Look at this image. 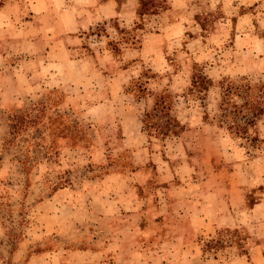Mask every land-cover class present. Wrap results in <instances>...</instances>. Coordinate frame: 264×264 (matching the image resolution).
Wrapping results in <instances>:
<instances>
[{
  "label": "rangeland",
  "instance_id": "rangeland-1",
  "mask_svg": "<svg viewBox=\"0 0 264 264\" xmlns=\"http://www.w3.org/2000/svg\"><path fill=\"white\" fill-rule=\"evenodd\" d=\"M11 1L25 15L60 13L70 4L84 9L91 24L71 34L80 37L71 54L97 72L83 67L88 86L81 93L46 87L34 103L6 108L0 264H208L231 248L246 254L247 239L256 238L257 204L264 208V0L202 8L184 21L183 36L168 42L157 22L168 0H153V8L140 0L142 9L139 0ZM145 36L152 58L141 46ZM198 74L211 81L200 86ZM216 137L211 165L236 176L249 223L236 234L245 214L235 213L228 231L207 238V201L181 195L179 171L189 169V179L192 156ZM149 165L148 184L134 190L155 205V220L118 216L121 225L111 232L120 230L118 238L106 234L112 229L88 213L98 178ZM125 220L133 222L128 232ZM216 240L223 248L212 247Z\"/></svg>",
  "mask_w": 264,
  "mask_h": 264
},
{
  "label": "crops",
  "instance_id": "crops-1",
  "mask_svg": "<svg viewBox=\"0 0 264 264\" xmlns=\"http://www.w3.org/2000/svg\"><path fill=\"white\" fill-rule=\"evenodd\" d=\"M227 0H168V8L160 15L159 35L165 42L180 38L184 32V21L190 19L193 15L208 9L218 2ZM27 8V7H25ZM24 7L19 1H3L0 5V131L6 130L7 125V107L26 106L34 103L44 94L39 91L59 87L65 93L72 91L75 87L79 92L86 89L88 80L82 74L83 67L91 70L88 61L83 57L72 56V45H76L80 37L79 33L72 38L73 33L81 29H86L91 24L84 15L85 10L81 9L79 13L71 4L60 13H34L25 15ZM29 9L34 11L32 4ZM88 22V23H87ZM145 36L142 47L143 52L148 58H152L150 53L154 47L153 42ZM74 69V70H73ZM97 72L96 67L91 70ZM97 73H95L96 75ZM71 93V92H70ZM75 93V96L78 94ZM67 95V94H66ZM68 96V95H67ZM65 96L64 98H68ZM70 97V99H74ZM115 98L112 97L114 101ZM108 101V100H107ZM63 99L53 108H59L65 105ZM0 133V135H1ZM210 140V139H209ZM216 141V143L214 142ZM217 137L211 140L213 145L206 146V152L194 154L190 161L191 172L188 179L187 170L182 169L179 172L181 180V195L191 196L201 194V197L207 201V207L203 209V225L207 238H211L217 229L229 228L234 225L233 217L235 213L244 212L243 195L240 190L243 188L235 182L236 176H226L225 165L217 168L211 165V158L214 157ZM209 142V141H208ZM206 156V157H205ZM203 158V163L198 161ZM205 158V160H204ZM196 164V165H195ZM140 168V167H138ZM137 167L125 176H116L115 174H105L104 178H98V184H102L97 190L96 203L91 204L87 199L89 215L95 213L97 221L105 222L109 233L118 238L115 229L119 228L120 221L118 216H126L125 219L135 215L140 217L144 215L146 221L155 220V205L147 204L143 197L136 196L137 187L148 184L151 178V172L154 171L152 165L142 166L141 170ZM107 177V178H106ZM111 186V188H106ZM123 183V184H122ZM106 189V190H105ZM261 203L257 204L255 211L258 223L255 224L256 238L247 239L246 254H240L235 248L219 252V256L208 257V264H264V208L259 211ZM123 212V213H122ZM144 213V214H143ZM245 218L236 226L242 228L249 223L247 213ZM125 232L133 227L131 220L126 221ZM124 228V227H123ZM103 232L104 228H100ZM247 231V226H244ZM124 233V232H122ZM134 236L128 237L133 240ZM125 238L122 235L120 239ZM133 247V246H131Z\"/></svg>",
  "mask_w": 264,
  "mask_h": 264
},
{
  "label": "trees",
  "instance_id": "trees-1",
  "mask_svg": "<svg viewBox=\"0 0 264 264\" xmlns=\"http://www.w3.org/2000/svg\"><path fill=\"white\" fill-rule=\"evenodd\" d=\"M153 0H151V2L149 3V7H154V4H153V2H152ZM139 2H140V0H139ZM140 4V6H141V9H142V3L140 2L139 3ZM0 5H1V3H0ZM140 14V13H139ZM142 14V13H141ZM193 78H195V80L198 82V84L201 86L202 84H204L205 83V81H211L210 80V78L209 77H207L206 75H204V74H201V75H196L195 77L193 76ZM191 83H194V80H192L191 81ZM260 112V109H259V111L257 112V113H259ZM47 134H48V132H47ZM221 231H228V228H221L220 230H218V232H221ZM234 232L236 233V234H240L241 235V233L239 232V230H238V228L236 227V228H234ZM240 239H242V238H240ZM239 239V240H240ZM243 240V239H242ZM219 244V242H217V240L213 243V248L214 249H221V248H223V246H221L220 244ZM229 245V244H228ZM241 254H244V252L243 253H241Z\"/></svg>",
  "mask_w": 264,
  "mask_h": 264
}]
</instances>
